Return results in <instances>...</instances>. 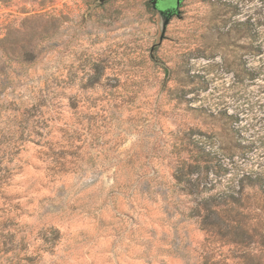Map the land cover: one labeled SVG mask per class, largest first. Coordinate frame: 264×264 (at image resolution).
<instances>
[{
    "label": "rangeland",
    "instance_id": "rangeland-1",
    "mask_svg": "<svg viewBox=\"0 0 264 264\" xmlns=\"http://www.w3.org/2000/svg\"><path fill=\"white\" fill-rule=\"evenodd\" d=\"M97 1L0 0V264H264V0Z\"/></svg>",
    "mask_w": 264,
    "mask_h": 264
},
{
    "label": "water",
    "instance_id": "water-1",
    "mask_svg": "<svg viewBox=\"0 0 264 264\" xmlns=\"http://www.w3.org/2000/svg\"><path fill=\"white\" fill-rule=\"evenodd\" d=\"M107 1H110V0H98L97 4H103V3L107 2ZM161 1L162 0H150L152 6L155 9H158L163 16H166L165 17V24H167L168 19H170V17L174 14V12L181 5L183 0H175V4L174 5L168 6V7H165V8H161V6H160V2Z\"/></svg>",
    "mask_w": 264,
    "mask_h": 264
},
{
    "label": "trees",
    "instance_id": "trees-1",
    "mask_svg": "<svg viewBox=\"0 0 264 264\" xmlns=\"http://www.w3.org/2000/svg\"><path fill=\"white\" fill-rule=\"evenodd\" d=\"M258 181V180H257ZM255 184V183H253ZM223 197H225L224 195L221 196V200L220 201H217V197L211 195L210 197H208L207 199H204L203 203H204V209L206 211H216L218 209V206H221V202L222 201H225V200H222ZM212 213V212H211ZM25 264H30V263H25Z\"/></svg>",
    "mask_w": 264,
    "mask_h": 264
}]
</instances>
